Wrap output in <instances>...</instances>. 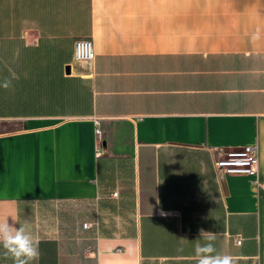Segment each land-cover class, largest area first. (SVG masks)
<instances>
[{
    "label": "crops",
    "instance_id": "crops-1",
    "mask_svg": "<svg viewBox=\"0 0 264 264\" xmlns=\"http://www.w3.org/2000/svg\"><path fill=\"white\" fill-rule=\"evenodd\" d=\"M8 122L0 221L39 239L33 264H197L207 232L264 264V0H0ZM249 144L256 174L216 168Z\"/></svg>",
    "mask_w": 264,
    "mask_h": 264
},
{
    "label": "clouds",
    "instance_id": "clouds-1",
    "mask_svg": "<svg viewBox=\"0 0 264 264\" xmlns=\"http://www.w3.org/2000/svg\"><path fill=\"white\" fill-rule=\"evenodd\" d=\"M9 85L10 82H5L3 87L8 88ZM161 215L165 213L161 211ZM207 233V242L197 243L194 249L197 264H234L232 255L217 251L212 242L215 240V234ZM39 245V239L26 224L17 228L9 224L7 219L0 221V247L5 250V256L11 257L13 264H33L39 261Z\"/></svg>",
    "mask_w": 264,
    "mask_h": 264
},
{
    "label": "built area",
    "instance_id": "built-area-1",
    "mask_svg": "<svg viewBox=\"0 0 264 264\" xmlns=\"http://www.w3.org/2000/svg\"><path fill=\"white\" fill-rule=\"evenodd\" d=\"M94 58L92 41L88 38H79L74 40L72 60L76 63H84L90 65ZM95 133L97 136L100 130L97 127ZM104 152L102 147L96 149V155ZM215 166L219 170L227 174H256L258 169V147L256 144H249L240 147L237 150L223 151L215 159ZM91 222H82L83 228H89ZM236 243H240V237L236 238ZM253 264H258L257 260H253Z\"/></svg>",
    "mask_w": 264,
    "mask_h": 264
},
{
    "label": "rangeland",
    "instance_id": "rangeland-1",
    "mask_svg": "<svg viewBox=\"0 0 264 264\" xmlns=\"http://www.w3.org/2000/svg\"><path fill=\"white\" fill-rule=\"evenodd\" d=\"M2 124H9V126H10V127L8 128L9 131L17 128V126L15 125L14 122H8V123H2ZM3 131H5V130L2 129V132H3Z\"/></svg>",
    "mask_w": 264,
    "mask_h": 264
},
{
    "label": "water",
    "instance_id": "water-1",
    "mask_svg": "<svg viewBox=\"0 0 264 264\" xmlns=\"http://www.w3.org/2000/svg\"><path fill=\"white\" fill-rule=\"evenodd\" d=\"M66 70L68 71V67L66 68ZM10 126H9V124H2L1 126H0V129H3V130H5V131H8V128H9Z\"/></svg>",
    "mask_w": 264,
    "mask_h": 264
}]
</instances>
